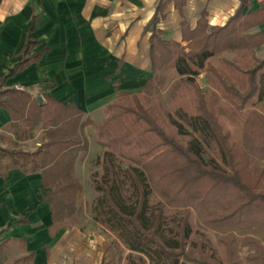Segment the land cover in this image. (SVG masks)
<instances>
[{"label": "trees", "instance_id": "obj_1", "mask_svg": "<svg viewBox=\"0 0 264 264\" xmlns=\"http://www.w3.org/2000/svg\"><path fill=\"white\" fill-rule=\"evenodd\" d=\"M171 1L179 11L186 5L160 0L145 28L151 33V78L136 94L119 93L100 124L83 121L74 105L50 97L43 104L26 92L4 89L8 77L0 80V108L19 128L17 138L33 136L37 127L43 132L34 152L0 148V176L9 170L41 174L50 190L45 201L51 234L80 216L83 189L75 165L88 151L84 129L94 127L103 151L97 160L101 172L91 175L98 196L90 213L114 238L103 244L101 264H116L115 247L128 251L124 264H237L233 240L222 242L224 261L195 229L191 211L201 214L205 227L264 230V167L250 159L264 156V60L256 57L264 33L253 32L264 23V9L243 13L249 0H241L222 27L209 26L203 15L195 29L183 26V46L164 40L158 28ZM33 31L34 26L21 51L24 59L9 77L41 59L43 53L28 56L37 46ZM203 73L209 98L197 82ZM154 193L175 212L152 204Z\"/></svg>", "mask_w": 264, "mask_h": 264}, {"label": "crops", "instance_id": "obj_2", "mask_svg": "<svg viewBox=\"0 0 264 264\" xmlns=\"http://www.w3.org/2000/svg\"><path fill=\"white\" fill-rule=\"evenodd\" d=\"M159 2L0 0V80L8 77L4 89L26 92L34 100L40 97L43 104L50 97L74 105L83 112V121L100 124L119 93L136 94L151 78V33L145 28ZM240 5L241 0H186L179 11L171 1L158 28L164 40L185 45L184 25L193 30L205 15L209 26L222 27ZM262 9L264 0H249L243 13ZM32 26L30 36L37 46L28 56L43 55L9 77L24 59L21 51ZM256 31L264 33V23ZM260 51L264 45L256 53ZM11 124L8 112L0 108V148L34 152L15 147L28 144L33 136L19 140L20 130ZM88 128L94 129L89 126L84 132ZM49 191L40 173L9 170L0 176V261L6 249L19 245L22 255L9 264H98L97 241L90 232L67 225L51 234L52 214L45 201Z\"/></svg>", "mask_w": 264, "mask_h": 264}, {"label": "rangeland", "instance_id": "obj_3", "mask_svg": "<svg viewBox=\"0 0 264 264\" xmlns=\"http://www.w3.org/2000/svg\"><path fill=\"white\" fill-rule=\"evenodd\" d=\"M185 45L183 44V46ZM256 57L260 60H264V51L257 52ZM212 64L220 66L217 61H214ZM197 82L209 98L212 91L207 83L206 74H201L198 77ZM94 131L93 128H88L84 132V138L88 142V151L80 154L76 164L77 177L80 180L83 191L78 203L80 216L77 218L74 226L90 232L92 237L96 239L97 242L95 244L97 245H94V250H96L98 254V264H101L103 259L102 246L106 242H112L114 238L101 226L94 223L90 213V207L98 196L93 189L91 175L94 172L100 174L101 169L97 166V160L101 157L103 151L97 143L96 133ZM42 142L43 132L40 127H37L31 142L25 145H15V147L33 151L36 150ZM243 146L246 152L250 154V146L246 143H243ZM250 159L252 163L260 164L264 167V156L256 158L250 155ZM151 202L152 204H161L167 214L175 212L173 208H169L165 204L163 197L158 193L153 194ZM190 218L195 229L203 233L210 240L213 248L222 260L225 261L226 259V248L222 242L225 239H232L236 249L237 264H260L262 261L264 262V230L257 228L247 230L236 229L234 226H226L218 229L205 227L202 224L201 214H198L195 211L190 212ZM20 249L21 247L19 245H13L6 249L2 254L0 264H9L14 259L20 257L22 255ZM113 254L115 255L116 264H124V259L128 254V251L124 248L118 249L115 247Z\"/></svg>", "mask_w": 264, "mask_h": 264}, {"label": "water", "instance_id": "obj_4", "mask_svg": "<svg viewBox=\"0 0 264 264\" xmlns=\"http://www.w3.org/2000/svg\"><path fill=\"white\" fill-rule=\"evenodd\" d=\"M38 99H39V101H41L40 97Z\"/></svg>", "mask_w": 264, "mask_h": 264}]
</instances>
